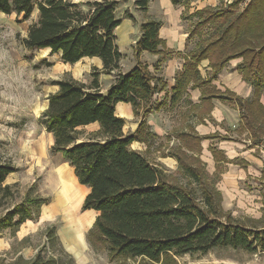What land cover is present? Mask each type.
Listing matches in <instances>:
<instances>
[{
  "label": "trees",
  "instance_id": "obj_1",
  "mask_svg": "<svg viewBox=\"0 0 264 264\" xmlns=\"http://www.w3.org/2000/svg\"><path fill=\"white\" fill-rule=\"evenodd\" d=\"M117 4V0H0V13H14L21 21L36 11V20L21 38L25 48L47 49L69 64L87 57L101 60L102 67L93 68L89 82L69 75L54 80L57 89L48 94L40 116L53 139L50 150L59 153L72 167L77 182L89 188L81 209L98 214L86 234L88 242L94 248L103 246L107 260L116 264H179L178 258L185 254H205L216 247L264 251V225L240 221L222 207L216 178L223 171L221 163L228 160L220 150L210 147L216 174L211 178L198 156L202 137L191 130L178 133L180 144L170 148L168 155L176 160L177 170L186 180L181 182L171 180L160 164L130 147L134 141L147 143L151 133L145 116L162 108L164 101L155 103L153 96L165 84L140 62L125 72L120 70L123 54L115 35L121 23L115 14ZM136 4L145 11L148 0H136ZM184 13L188 14V6ZM124 15L134 21L132 14ZM189 15L196 22L188 39L197 37V41L183 57L170 104L177 103L189 87L207 83L199 71L201 61H208L210 78H215L231 59L241 58L238 72L253 86L251 99L204 87L201 102L216 97L235 105L240 109L239 126L250 132L252 140L264 142V108L259 101L264 89V0H231ZM205 27L208 32L203 35ZM140 29L134 56L141 51L159 55L157 69L171 55L159 38L160 22L147 19ZM100 74L115 76L104 92ZM118 102L129 103L134 115L141 116L131 133L123 132L124 119L115 114ZM95 122L98 128L82 136L81 128ZM237 164L247 163L238 160ZM15 170L0 162V188L4 191L9 186L2 183ZM259 180L264 182V166ZM45 203L44 197H25L0 217V228H16L35 219ZM45 235L49 245L56 246L55 254L45 255L40 249L28 261L19 258V263L75 264L58 242L53 225ZM129 259L134 263H128Z\"/></svg>",
  "mask_w": 264,
  "mask_h": 264
},
{
  "label": "rangeland",
  "instance_id": "obj_2",
  "mask_svg": "<svg viewBox=\"0 0 264 264\" xmlns=\"http://www.w3.org/2000/svg\"><path fill=\"white\" fill-rule=\"evenodd\" d=\"M74 1L84 2L86 0ZM170 1L173 5L172 11H165L157 5L155 0H148L147 9L143 11L136 4V0H117L115 14L121 21L127 19L125 13H130L136 23L154 18L160 22V27L164 24L177 25L179 30L189 32L196 22V18L189 14L205 6H216L231 0ZM187 6L188 14L184 13ZM36 14L34 11L27 20L21 21L20 17L17 18L14 13H0V162L9 163L16 168L2 183V186L8 185L9 190L4 191L0 188V217L27 196L44 197L47 203L40 207L35 219L26 220L16 228H0V264H21L18 261L19 258L28 261L40 249H44L45 255L55 254L52 250L56 249V246L51 247L45 235L46 229L52 225L55 227L56 235H58L59 228L62 238L82 240L83 233L87 229L86 226L77 225L71 213L76 214L77 212L82 217L84 216L80 206L88 189L77 182L72 167L63 160L61 155L50 150L53 139L51 134L45 131L40 116L47 106L48 94L56 90V86L52 83L54 80L69 75L74 79L89 82L93 68H97V61L87 57L69 64L62 62L58 54H49L47 49L29 50L25 48L21 43V38L26 36L28 26L36 20ZM121 30H116V37L119 38ZM202 31L203 35L206 34L207 27ZM196 41L197 37L187 38L184 52L188 53L193 50ZM118 46L120 50H123L120 44ZM235 59L241 61V58ZM233 64V61L228 62L223 73L228 75L235 71L238 72L239 62L236 66ZM199 67H202L201 63ZM219 75L220 73L217 74V78ZM105 78L102 82L104 85L107 84L109 77ZM248 85L253 87L250 83ZM225 88L228 87L221 84L220 89ZM169 93L170 89L166 88L162 93L156 92L153 102L164 100L163 107L145 116L151 134L146 143L149 146L148 150L145 151L141 146V152L145 153L152 162H155L156 157L163 152L168 154L169 147H176L179 143L175 137L177 131L189 124L194 110L189 95L172 105L168 97ZM238 94L244 98L249 96L246 99L250 100L252 91L249 95L242 91ZM261 94L264 99V89ZM226 108L231 112L229 119L232 118L233 121L225 119L217 122V130L229 140L240 141L241 151L238 153H241L245 150V145L250 143L244 141L245 134H240L243 131L242 125H238L240 109L236 106H234L236 110L232 109L233 107L226 106ZM140 118V114L134 115L131 122H137ZM132 126V124L127 125L126 133L130 132ZM81 130L82 136H86L87 133L96 129L94 125H91ZM260 145L261 148L254 151L253 158L248 155V151L241 153L247 158L257 159L256 163H250L247 167L221 164L223 171L216 178V185L222 194L223 209L230 211L234 218L257 226L264 225V182L259 180L261 164H264V142ZM162 167L166 173L171 175V180L186 181L178 172L176 165L173 168L167 165H162ZM204 167L209 177L216 176L214 168L212 170L205 164ZM65 184L73 185L75 188L77 199L72 205L74 208L59 207L58 202L63 195L61 190ZM50 218L52 219L46 221ZM58 242L61 244V241L58 240ZM94 249L98 261L102 262V257L106 256V249L103 246ZM127 262L134 263L130 259ZM178 263L264 264V251L249 252L243 249L216 247L205 254H185L178 258Z\"/></svg>",
  "mask_w": 264,
  "mask_h": 264
},
{
  "label": "crops",
  "instance_id": "obj_3",
  "mask_svg": "<svg viewBox=\"0 0 264 264\" xmlns=\"http://www.w3.org/2000/svg\"><path fill=\"white\" fill-rule=\"evenodd\" d=\"M155 1L157 2V5H159L161 8H164L165 11L173 10V7H172L173 5L170 0H155ZM149 19H154V18H149ZM143 22L140 21L139 23L138 22L136 23V21L133 22V20L131 19H124V21H121V23L115 29V32L116 30L122 29L119 35V38L117 37V40L119 39L118 44H120L121 47H123V50H120L119 48L120 52L123 54V59L121 60L120 70L122 72H125L129 70L131 67H133L137 62L146 64L148 67V70L154 75H156L157 77H159L161 82L165 84V87L160 92L162 93L165 88L170 89V93L168 94V97H171L172 87L175 82L174 80L175 76L178 72L182 70V66L184 63L183 57L186 54L184 52V49H185L186 40L188 38V32L179 30L177 25L167 26L164 24L160 27L159 33H158L159 38H161L164 41L166 48L171 50V55L166 57V59H164L160 63V65L157 66V69H155V65L157 64V61L160 58L159 55L151 54L147 51H141L138 57L134 56L133 46L141 34L140 24ZM91 58L96 59L97 61L96 67L100 69L102 67L101 60L98 57H91ZM232 61L234 63L233 65L236 66L237 63L240 62V59H231L229 62H232ZM201 66H202L201 68L199 67V71L204 72V74L200 72L201 77L205 79L207 83L201 87H189L185 95H183V97L185 98L189 95L191 102L193 103L191 104L194 107V110H193V114L191 115L192 118H191V121H189V124H186L185 127L183 126V129L177 131V134L180 132H187L191 130L198 136L202 137V139L199 142L200 152L198 156L200 160L212 170L213 168L215 169V160L213 158L210 147H214L220 150L225 156V158L228 160V162H225V163L220 162L221 164L240 165V164H237V161L244 160L247 164L245 166L241 165V167H247L250 163H256L257 159L253 160L251 158H247L246 156H243L241 153L248 151L249 152L248 155L253 158L254 151L258 150V148H261L260 143L263 144V141L257 142L255 140H252L250 132L248 130H243L241 131L240 134L242 133L245 134L246 140L244 139V141H247L250 144H246L245 150H243L241 153H238V151L239 152L241 151L240 146H239L241 145L240 141L229 140L227 136L220 134L217 130V122H221L225 119H229V116L231 114V112L229 111V109L226 108V106L229 108L233 107L232 109L236 110V108H234L235 105H232L226 101H221L220 99L216 97H212L211 99H209L208 101L204 103L201 102L202 88L204 87H209V88L212 87L215 89V91L219 90L221 92L225 90H230L231 92L235 93L237 96H240L238 93H240L241 91L244 92L246 95H249L251 91L253 93L252 87H250L248 83L242 79L241 75L237 71H235L234 73H229L228 75L226 73H223V71L225 70L224 68L226 66L219 72L220 75L218 78H217V75L215 78H210L211 69L210 67H208L207 60L201 61ZM202 74L205 76H203ZM207 74H209V76H206ZM107 76L109 78L107 80V84L104 85L102 82L106 79L105 77ZM114 78L115 76L113 74H100L99 75L100 90L104 92L110 86V84L114 81ZM221 84H224L228 88L221 90L220 89ZM56 89H57V86H56ZM240 97L244 98L242 96ZM248 97H245V98H248ZM161 101H164V100H161ZM259 101L264 108V99H262V94L260 96ZM209 105H211V108H209ZM115 114L124 119V126H123L124 133H126L125 128L127 127L128 124L133 125L129 133L133 132L137 128L139 121L133 122V123L131 122V120L134 118V113L129 103L118 102L115 106ZM234 117L236 118L237 116L234 114ZM229 120L231 122L233 121L232 118H230ZM91 125H94L95 129L98 128V124L96 122L88 124L85 127L91 126ZM176 140L179 142L177 137H176ZM179 144L180 142L177 145ZM144 145L146 144L143 142L134 141L131 143L130 147L132 149H135L141 152L142 150L141 146H143V149L147 151L149 146L147 145L144 146ZM182 148L186 152L191 153L190 151L186 150L184 147ZM169 149L170 147L168 148V150ZM163 153L156 157L155 162L160 164L161 166L167 165L169 166V168H173L176 165V168H177L176 160L173 157L169 156L166 152H163ZM263 166L264 164L263 165L261 164L260 174H261V169ZM82 186L88 189V192H89L88 187H86L85 185H82ZM69 192L72 193V197L73 195L76 196V191H75L74 186L70 189ZM82 203H81V206H82ZM59 205H60L59 207H63L65 209L74 208V206H72L73 203H62ZM81 206H80V210L84 212V216L82 217V215H79L77 212H75L76 214L71 213V217L74 216L75 223L77 225L87 227V229L83 233V239L80 240V239L62 238L59 233V228H58L57 238L59 237L58 240L61 241L62 248L65 250L67 254H69L72 257L75 264H113L112 262H109L107 260V254L106 256L102 257V262L98 261L95 255L96 250L94 249L93 246H91V244L88 242L86 238V234L88 230L92 227L94 220L98 213L92 209L82 210ZM52 218L47 219L46 221L51 220ZM59 227H60V224H59Z\"/></svg>",
  "mask_w": 264,
  "mask_h": 264
},
{
  "label": "bare ground",
  "instance_id": "obj_4",
  "mask_svg": "<svg viewBox=\"0 0 264 264\" xmlns=\"http://www.w3.org/2000/svg\"><path fill=\"white\" fill-rule=\"evenodd\" d=\"M72 187H73L72 185H68V184L63 185L62 190H61L63 195H62V198L59 200V204L74 203L77 197L74 195L72 197V193L69 192Z\"/></svg>",
  "mask_w": 264,
  "mask_h": 264
}]
</instances>
